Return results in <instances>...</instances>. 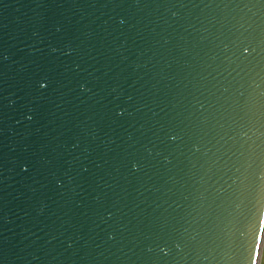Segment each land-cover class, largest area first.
<instances>
[{"label":"water","instance_id":"95a60500","mask_svg":"<svg viewBox=\"0 0 264 264\" xmlns=\"http://www.w3.org/2000/svg\"><path fill=\"white\" fill-rule=\"evenodd\" d=\"M264 0H0V264H260Z\"/></svg>","mask_w":264,"mask_h":264},{"label":"snow or ice","instance_id":"6c2138e0","mask_svg":"<svg viewBox=\"0 0 264 264\" xmlns=\"http://www.w3.org/2000/svg\"><path fill=\"white\" fill-rule=\"evenodd\" d=\"M247 195L257 203L264 204V169L259 172L258 179H254L251 184L246 186ZM260 238L264 239V222L259 223Z\"/></svg>","mask_w":264,"mask_h":264},{"label":"flooded vegetation","instance_id":"af4514ba","mask_svg":"<svg viewBox=\"0 0 264 264\" xmlns=\"http://www.w3.org/2000/svg\"><path fill=\"white\" fill-rule=\"evenodd\" d=\"M261 264H264V241H263V245H262V255H261Z\"/></svg>","mask_w":264,"mask_h":264},{"label":"bare ground","instance_id":"6f19581e","mask_svg":"<svg viewBox=\"0 0 264 264\" xmlns=\"http://www.w3.org/2000/svg\"><path fill=\"white\" fill-rule=\"evenodd\" d=\"M263 241H264V239H263ZM262 245H263V242H262L261 245H260L261 255H262ZM260 257H261V256H260Z\"/></svg>","mask_w":264,"mask_h":264}]
</instances>
